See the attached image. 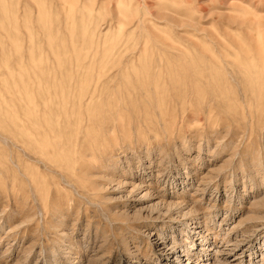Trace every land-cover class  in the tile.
<instances>
[{
  "label": "rangeland",
  "instance_id": "rangeland-1",
  "mask_svg": "<svg viewBox=\"0 0 264 264\" xmlns=\"http://www.w3.org/2000/svg\"><path fill=\"white\" fill-rule=\"evenodd\" d=\"M0 264H264V0H0Z\"/></svg>",
  "mask_w": 264,
  "mask_h": 264
}]
</instances>
